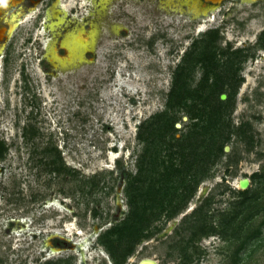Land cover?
<instances>
[{"label":"rangeland","instance_id":"374dc122","mask_svg":"<svg viewBox=\"0 0 264 264\" xmlns=\"http://www.w3.org/2000/svg\"><path fill=\"white\" fill-rule=\"evenodd\" d=\"M60 5L79 13L72 12L76 19L68 13L55 30L31 29L37 57L41 43L90 33L92 24L93 46L76 47L69 60L52 55L46 67L22 45L31 34L16 31L6 74L0 72V264H113L98 238L128 214L125 188L146 145L140 125L167 111L178 65L213 30L214 47L224 52L220 75L228 74L224 67L232 58L241 79L226 118L229 150L225 146L209 167L186 209L170 220L157 218L125 264H264V0ZM201 76V68L192 71L191 87ZM225 88L233 90L228 83ZM166 116L177 131L168 132L163 122L165 140L188 133L191 121L183 111ZM149 149L166 158L164 142Z\"/></svg>","mask_w":264,"mask_h":264},{"label":"trees","instance_id":"16d2710c","mask_svg":"<svg viewBox=\"0 0 264 264\" xmlns=\"http://www.w3.org/2000/svg\"><path fill=\"white\" fill-rule=\"evenodd\" d=\"M217 37L218 31L213 30L206 33L200 42H195L196 52L185 54L168 92L167 111L178 109L185 113L191 121L188 133L180 138H176L173 133L165 140V130L162 129L164 123V128L169 126L166 129L168 132L177 131L172 119L166 116L167 111L156 115L154 123L140 125L139 139L145 141L146 145L137 159V172L125 188L128 214L98 238V243L104 247L113 264L126 263L134 253L136 242L149 237L148 229L157 218L164 216L170 220L182 213L200 183L207 177L209 167L224 154L231 132L226 118L241 79L237 76L238 70L232 66V58H227L224 67L228 74L225 78L220 75V56L224 52L218 54L214 47ZM259 45L264 48V32ZM241 60L239 56L238 61ZM196 68L202 69V76L191 87V74ZM227 83L233 87L232 92L226 91ZM222 94L226 95L225 100H221ZM147 130L151 135L144 138L142 132ZM163 142L167 146L165 159L149 153L150 144ZM149 158L151 161L147 166L145 162ZM160 166L162 169L156 170ZM54 171L60 172V169L54 168ZM154 172L156 175L150 177ZM130 183L138 185L133 193L130 192ZM201 211L202 206L194 214Z\"/></svg>","mask_w":264,"mask_h":264},{"label":"flooded vegetation","instance_id":"af4514ba","mask_svg":"<svg viewBox=\"0 0 264 264\" xmlns=\"http://www.w3.org/2000/svg\"><path fill=\"white\" fill-rule=\"evenodd\" d=\"M4 8H0V30H4V34L2 38H0V72L1 75L5 73V70L7 69L6 64L8 65V57L10 50L14 49L16 46V43L14 41L15 33L16 31H25L26 34H31L26 37V41L22 45H30V48H27L28 51H30L29 55L31 58L36 57L35 60L39 59V64L42 66L48 67L51 62L52 55L62 56L61 58H66V60H69L72 58L74 51L76 50V47L80 51H86L87 49L91 48L93 46L92 37L95 35V26L94 24L91 25L90 33L83 30H78L74 34L71 33L65 35V38H61L63 36H60L58 39H56V42L54 41H45L44 44L41 43V49L43 50L42 57H37V53L34 52V50H37L36 45L37 39L33 40V35L31 32V29L34 31L38 29L41 26H44L48 30H55V28L59 25H65V19L68 13L74 12L75 14L79 11L73 6L70 8V11H66L61 8H53L57 0H0ZM60 3V0H59ZM15 14H20V18L22 22H20L16 28L11 31L12 27V17ZM49 14H52L51 17H48ZM74 14V15H75ZM72 13V17L74 16ZM56 16V17H54ZM61 18L62 23L57 25L54 29H51L49 27L50 23L58 22V20ZM64 18V19H62ZM76 19V17H73ZM31 20L30 27L24 28V23L26 20ZM60 20V21H61ZM84 24V22H79L78 25L80 27ZM80 29V28H79ZM67 29L62 30V35L66 34ZM87 33L88 40L90 41V44L88 45L87 41H81L78 39V33ZM20 37V36H19ZM18 39V37L16 36ZM72 38V40H70ZM71 42V43H70ZM46 45H48V48H46ZM27 47V46H26ZM26 50V49H25ZM67 51L69 54H67ZM63 62V61H62ZM23 63V62H22ZM23 65V64H22ZM25 66V65H24ZM27 67V65L25 66ZM25 74L28 71L27 68L24 69ZM21 73V70H20ZM28 73V72H27ZM6 74V73H5ZM30 75V74H29ZM4 79L2 78V81Z\"/></svg>","mask_w":264,"mask_h":264},{"label":"bare ground","instance_id":"6f19581e","mask_svg":"<svg viewBox=\"0 0 264 264\" xmlns=\"http://www.w3.org/2000/svg\"><path fill=\"white\" fill-rule=\"evenodd\" d=\"M252 1H258V0H252ZM209 2V1H208ZM213 4H218L221 2V0H212ZM53 8H60V3H59V0H57V2L55 3L54 7ZM52 14H49L48 17H51ZM53 17V16H52ZM56 17V16H54ZM22 22L21 18H20V14H15L13 17H12V27H11V31H13L14 28H16V26ZM62 23V20L59 21V22H55V23H50L49 24V27L51 29H54L57 25L61 24ZM4 34V30H0V38H2ZM78 39H80L81 41H87L88 40V36H87V33H78ZM46 48H48V45H46ZM67 54H69V52L67 51ZM142 264H156L155 261H152V260H147L145 261L144 263Z\"/></svg>","mask_w":264,"mask_h":264},{"label":"water","instance_id":"95a60500","mask_svg":"<svg viewBox=\"0 0 264 264\" xmlns=\"http://www.w3.org/2000/svg\"><path fill=\"white\" fill-rule=\"evenodd\" d=\"M205 1H206V2L209 1L208 3H213L212 0H205ZM221 1H222V0H221ZM220 98H221V100H225V99H226V95H225V94H222V95L220 96ZM176 126L179 127V124L177 123ZM228 150H229V147L226 146V147H225V151H228ZM240 184H241V186H247V182H246V181H243V182H241ZM145 261H147V260H143L142 262H140V264L144 263Z\"/></svg>","mask_w":264,"mask_h":264}]
</instances>
